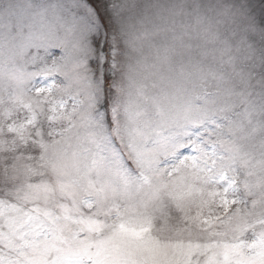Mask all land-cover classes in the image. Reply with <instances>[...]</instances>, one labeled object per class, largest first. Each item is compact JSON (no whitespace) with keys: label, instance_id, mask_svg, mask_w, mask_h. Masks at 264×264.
Listing matches in <instances>:
<instances>
[{"label":"snow or ice","instance_id":"6c2138e0","mask_svg":"<svg viewBox=\"0 0 264 264\" xmlns=\"http://www.w3.org/2000/svg\"><path fill=\"white\" fill-rule=\"evenodd\" d=\"M264 264V0H0V264Z\"/></svg>","mask_w":264,"mask_h":264},{"label":"rangeland","instance_id":"374dc122","mask_svg":"<svg viewBox=\"0 0 264 264\" xmlns=\"http://www.w3.org/2000/svg\"><path fill=\"white\" fill-rule=\"evenodd\" d=\"M98 254L107 264H119V261L127 253L122 247L116 246L110 239H105L99 246Z\"/></svg>","mask_w":264,"mask_h":264}]
</instances>
